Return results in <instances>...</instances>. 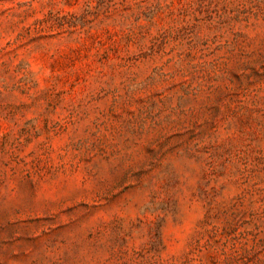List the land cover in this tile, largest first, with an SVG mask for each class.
<instances>
[{
	"label": "rangeland",
	"instance_id": "rangeland-1",
	"mask_svg": "<svg viewBox=\"0 0 264 264\" xmlns=\"http://www.w3.org/2000/svg\"><path fill=\"white\" fill-rule=\"evenodd\" d=\"M0 264H264V0H0Z\"/></svg>",
	"mask_w": 264,
	"mask_h": 264
}]
</instances>
